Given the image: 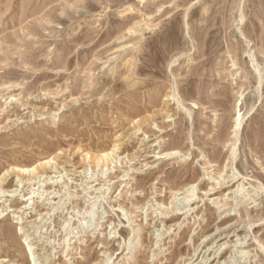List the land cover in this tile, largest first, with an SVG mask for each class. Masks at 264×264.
Here are the masks:
<instances>
[{
    "label": "rangeland",
    "instance_id": "obj_1",
    "mask_svg": "<svg viewBox=\"0 0 264 264\" xmlns=\"http://www.w3.org/2000/svg\"><path fill=\"white\" fill-rule=\"evenodd\" d=\"M2 178L0 264H264V0H0Z\"/></svg>",
    "mask_w": 264,
    "mask_h": 264
},
{
    "label": "bare ground",
    "instance_id": "obj_2",
    "mask_svg": "<svg viewBox=\"0 0 264 264\" xmlns=\"http://www.w3.org/2000/svg\"><path fill=\"white\" fill-rule=\"evenodd\" d=\"M126 48H127V47H126ZM132 55H133V54H132ZM133 59H134V58H133ZM255 72H257V70H256ZM257 73H258V72H257ZM258 74H259V73H258ZM259 75H260V74H259ZM261 75H262V74H261ZM260 78H261V77H260ZM260 81H261V80H260ZM186 110H187V109H186ZM185 112H186V111H185ZM187 112H188V111H187ZM187 112H186V113H187ZM187 115H188V114H187ZM238 115H239V114H238ZM237 122H238L237 126L241 125V124H240V119H239V118H237ZM241 123H242V122H241ZM235 129H237V128H235ZM236 147H237V146H236ZM110 154H111V152H109V153H105V154H103V157H108ZM49 163H50V161H46V162H44V164H49ZM41 165H42V164H41ZM15 168H16V167H15ZM24 169H25V168H24ZM24 169H23V170H24ZM19 170H20V169H19ZM23 170H21V171H23ZM234 180H235V179L233 178V179H232V182H235ZM4 181H5V179L2 178V179L0 180V183H1V182L3 183ZM230 182H231V181H230ZM234 184H235V183H234ZM237 191H238V192H242L243 189H242L241 187H238ZM214 194H215V193H214ZM190 201H191V199H189V198L186 200L187 203H189ZM186 206L188 207L189 204H187ZM186 206H185V207H186ZM186 212H187V211H186ZM220 235H221V234H220ZM206 263H207V261H206Z\"/></svg>",
    "mask_w": 264,
    "mask_h": 264
}]
</instances>
